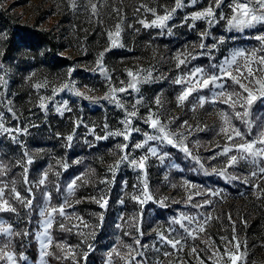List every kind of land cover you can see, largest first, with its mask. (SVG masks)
I'll list each match as a JSON object with an SVG mask.
<instances>
[{"label":"rangeland","instance_id":"374dc122","mask_svg":"<svg viewBox=\"0 0 264 264\" xmlns=\"http://www.w3.org/2000/svg\"><path fill=\"white\" fill-rule=\"evenodd\" d=\"M92 2L98 5V16H92L90 8L85 7L88 0H78V7L75 10L68 6V0H0V9L13 15L18 22L36 25L54 34L60 45L57 54L66 59L64 65L50 68L40 56H36L28 49L7 55L3 47V39H0V53H2L0 55V77L3 78V81H0V113L3 114L0 123L9 129L27 128V133L0 132V139L20 147L21 152L12 167L15 172L23 176V168L19 164L26 161L27 157L24 153L27 152L33 160L31 165H26L29 168V180L35 183L49 167H51L49 174L53 175V180L48 176L45 186L33 187L36 200H33L32 210L36 208V218L28 232L32 234L36 243L37 258L32 259L23 252L22 254L27 257L24 264H41V246L36 239V234L44 230L41 223L44 218L39 215L40 209L44 208L47 203L43 193L50 192L52 197L50 205L58 207L68 195L67 184L78 175L86 181L84 193L88 200L94 205L97 203L91 199L92 197L98 199L104 196L108 200V206L102 212V222H107L108 225V236L102 240V244L92 242L95 239L88 235L96 233L95 222L81 216L76 210L75 201L81 200L76 198V190L73 196L68 197L74 206L68 208L67 211L83 217L90 227L85 228L81 225L79 228H73L74 233L78 235L80 232L84 233L80 235L83 238L79 244L68 243L65 239L58 243L73 246L77 254L76 259L80 256L83 259L85 252L88 255L94 251L93 257L98 256L96 264L100 262L109 264V252L117 249L119 255L115 253L112 255V264H125V260L121 257H126L129 249L124 245H132L135 249L132 255H135L136 251L144 253L143 257H136V260L142 261V264H180V261L184 264H198L195 256L189 255L191 247L215 249L219 246L222 252L225 242L220 237H227L231 240L234 234L232 222H235V235L241 242L242 250L244 243L247 244V255L241 264H264V192L253 186L259 183L264 189V181L252 178L249 183H244V177L255 168L243 162L238 168L227 170L230 175L239 176L238 180L228 181L212 172L213 168H223L227 160L226 156L219 155L227 141L222 135H218L221 121L217 113L219 110H230L226 105L218 103L206 104L203 108H196L193 111V106L197 103V95L210 96L211 93L208 90L198 94L194 93L183 105H178L176 98L181 92V86L173 83L183 72L194 67L209 69L210 63L221 62L224 57L229 56L236 49L258 47V42L253 37L264 32V25H256L254 28L243 31L235 29L229 31L226 20L218 19V22L211 26L203 20L186 21L185 18L193 12L207 7L210 0H198L195 5L191 4V0H184L185 7L173 14L172 19L168 21L167 28H144L139 21L150 22L154 16L144 9L138 12L137 9L141 5L153 8L157 14L163 15L165 9L171 10L174 7V0H92ZM211 2L214 3V0ZM228 3L230 0H224L222 6L216 9L217 17L220 13L231 15V10L227 7ZM114 8L120 9L119 13L113 11ZM117 24L121 25L119 42L124 47L113 48L104 57V65L112 77V84L116 87H126L131 79L127 76V70H132L134 73L145 70L141 73L142 75L151 71L153 78L139 85V93L129 89L126 93L117 94L125 103L128 111L132 110L131 105L136 99L142 97V103L137 106V117L129 118L132 120V128H139L140 131H132L128 141H125L122 136H109L108 139L97 141L96 135L123 131L125 127L121 124L126 115L125 110L102 99L109 90V84L103 75L93 71L96 68L99 53L110 46L108 32L114 33ZM205 30L210 32V35L203 41L206 45H212L220 37L225 38L224 43L211 52L215 60H210L208 55L201 54L207 53V48L201 50L198 47L201 43L200 33ZM184 51H191L196 58L189 61L187 68L182 66L177 69L175 57ZM70 69L73 71L69 74ZM120 81L125 83L122 85ZM37 84L41 87L37 88ZM65 84L68 88L60 90ZM89 88L93 91L89 92ZM53 89L57 90L55 94ZM74 90L84 92L96 99L76 96ZM158 95L161 98L162 107H157L154 102ZM41 97L44 98L46 109L39 106ZM65 102L71 111H64ZM9 107L12 112L8 111ZM57 107L61 108L63 114L56 111ZM149 108L159 115L163 123L168 124L170 131L185 134L187 137L185 144L192 155L199 158V164L180 151L178 147H172L159 141H149L144 148L134 149L135 143L144 141V133L155 134L148 124L144 123L149 114ZM261 114H264V102L257 101L253 106V116ZM185 120L193 126L191 134L181 127ZM77 121L83 123L75 128L74 122ZM234 123L244 130V125L239 121H234ZM105 124L108 125L107 129L104 128ZM197 125L204 130H196ZM37 132L48 134L57 143L43 147L26 141ZM69 134L74 135L70 147L66 140ZM255 134L256 129L254 128L251 138H254ZM13 137L16 139L14 140ZM123 144L129 146L124 152L117 147ZM148 147L157 148L158 154L166 152L168 155L161 161L158 157L146 152ZM126 153L130 155V158L137 160L141 156L148 155L144 171L124 162L120 164L113 178L109 166L115 165L116 161ZM214 156L215 159L212 158ZM178 157H181V161L188 162L189 166L182 164ZM76 161L80 162L76 163ZM64 163L68 164L67 169L63 167ZM0 165L6 166L2 163L1 153ZM6 167L7 174L0 176V180L6 183L15 180L16 187L20 191L17 176L14 175L11 178L10 168ZM191 175L196 179L191 178ZM128 179L133 180L129 197L132 205L127 211L128 214L124 216L125 202L121 204L119 201L127 195ZM201 179H203L202 182ZM145 180L153 200L141 205L131 197L141 195ZM185 180L196 187L186 190L182 187ZM101 181H107V183H101ZM51 185L55 186V193L60 197V201L54 200L49 190ZM57 186L59 191H57ZM197 190L203 193L214 190L219 195H194L192 202L188 203L187 196ZM253 198L259 199L255 207L250 204ZM111 199L114 202L110 203ZM141 199H143L142 196ZM206 199L212 201L210 207H192V204L202 203ZM161 200L164 201V206L159 203ZM163 209H167L165 213ZM106 212H109L112 217L104 221ZM182 213L187 215L210 213L212 220L206 225V231L199 234L198 239L189 240L183 251H177L162 244L158 234L163 232L168 235L170 228H176L177 232L182 235L183 230L179 228V225L171 224V220L179 218ZM229 214L231 221L228 219ZM90 215H94L92 216L94 218L99 217L100 214L92 211ZM256 215L258 216L257 221H255ZM56 218L62 220L58 215H55ZM0 220L13 225L4 213H0ZM63 222L68 226L80 225L77 219ZM117 224L121 227L117 228ZM122 230L125 232L123 233ZM140 232L143 233L142 236ZM3 239L4 237L0 236V241ZM135 239H140L141 245L147 247L134 244ZM89 244L92 245L91 251L88 249ZM76 245L79 247H75ZM50 248L51 246L47 251L50 252ZM157 248L160 249L159 252L156 251ZM65 251H61L60 248L56 249L57 254L63 256ZM164 251H169L172 255L165 257L163 256ZM201 254L204 257L208 256L207 252ZM44 259L46 264H49L48 256ZM22 263L23 261L18 262V264ZM88 263V259L84 260V264ZM207 264H213V261L208 260Z\"/></svg>","mask_w":264,"mask_h":264},{"label":"snow or ice","instance_id":"6c2138e0","mask_svg":"<svg viewBox=\"0 0 264 264\" xmlns=\"http://www.w3.org/2000/svg\"><path fill=\"white\" fill-rule=\"evenodd\" d=\"M224 0H214V3L211 2L207 7L203 8L200 11L193 12L190 16L186 17L185 20L195 21H206L210 26L214 25L219 20H226L228 30L233 29L238 31H243L245 29L254 28L256 25H264V0H230L227 7L231 10V15H225L223 13L219 14L217 17L216 9H219ZM198 3V0H191V4L195 5ZM68 6L73 10L78 7V0H68ZM86 8H90L92 16H98V5L93 3L92 0H88V4L85 5ZM185 7L184 0H174V7L171 10L165 9L163 15L157 14L156 10L149 8L146 5H141L137 9L139 12L141 9L151 12L154 16L150 22L146 20H140L139 23L144 28L156 27L160 29H165L168 27V21L172 19L173 14ZM113 11L119 13L120 9L114 8ZM193 27L195 24L193 23ZM121 35V25L117 24L115 26V32H108V38L110 41V46L104 51L100 52L96 60V68L93 71L99 72L103 75L106 81L109 84V90L105 93L102 99L114 103L116 107L125 110V118L121 121L123 124V131L109 132L107 135H96L95 139L97 141L102 139H108L109 136H122L125 141L129 140L132 131L139 132V128H132V120L129 119L135 118L138 115V105L142 103V97L137 98L135 103L131 105L132 110L128 111L126 109L125 103L117 95L118 93H126L131 89L136 93L140 92L139 85L148 82L152 79V72L147 71L145 75L141 73L145 70H139L133 72L132 70H127V76L131 79L128 81L126 87H116L112 84V77L108 74V70L104 65V57L107 52H110L113 48L124 47L122 43L119 42V37ZM210 35V32L205 30L200 33L201 43L198 45L199 49L203 50L208 49L207 53H201L202 55H208L210 60H215V57L211 56V52L214 49L218 48V45L224 43V37H220L212 45H206L203 41L206 37ZM115 37V38H114ZM6 37L0 36V39H5ZM258 42V47H252L249 49H236L232 51L229 56L224 57V59L219 63H210L209 69L204 67H194L182 73L178 76L173 83L181 86V92L177 96L178 105H183L189 97L193 96L194 93H200L204 90H208L211 93L208 95H197V103L193 106V111L196 108H203L206 104H223L226 105L230 111L219 110L217 115L221 121V126L219 128L218 135H222L227 141V144L223 147L222 152L219 155H224L227 157L225 166L221 169L213 168L212 172L218 176L223 177L225 180L233 181L240 179L239 176L230 175L228 173V168H238L243 162L244 164H251L255 170L249 172L244 177V183H249L252 178H256L259 181H264V114L253 116V106L257 101L264 102V32H260L253 37ZM193 47H196L193 45ZM2 55V53H0ZM196 56L193 55L191 51H184L178 53L175 57L177 63V69H180L182 66L187 68V65L191 59H195ZM73 71L69 70V74ZM0 81H3V78L0 77ZM6 84V81L4 82ZM123 85L125 82L120 81ZM37 88L41 87L40 84L36 85ZM68 85L65 84L60 90L67 89ZM57 90L53 89L55 94ZM88 91H93V89H88ZM76 96H81L84 99H96L95 97H90L86 93L79 90H74ZM40 108L46 109V104L44 103V98L41 97ZM155 104L157 107H162L160 96L155 97ZM64 111H71L67 106V102L63 105ZM9 112H12V109L9 107ZM56 111L61 112V108L57 107ZM3 119V114L0 113V120ZM234 121H239L244 125V130L237 127ZM82 121L74 122V127L78 128L82 124ZM144 123L153 130L155 134L144 133L145 139L143 142H137L133 145L134 149H142L149 141H159L160 143H166L172 147H178L180 151H183L186 155L190 156L197 164L200 163L198 157L193 156L190 152L185 140L187 137L183 132H172L168 129V124L163 123L158 114H155L151 108H149V114L145 118ZM171 123V122H169ZM182 128H185L189 134L193 129V126L188 123L187 120L183 121L181 124ZM196 130L203 131L204 129L200 128L199 125L195 126ZM206 127V126H205ZM104 128L107 129L108 125L105 124ZM256 129V134L253 137V129ZM24 132L27 133V128H15L9 129L6 128L3 123H0V132ZM94 132V130H93ZM15 140L16 137H13ZM74 139L73 134H69L66 137L68 146H71V142ZM18 142V141H17ZM91 146V145H90ZM118 148L122 152L128 149L127 144L118 145ZM147 153H150L152 156L158 157L161 161L168 155V153L158 154L157 148L148 147L146 149ZM27 157L26 161L19 164L23 168V185L27 186L25 188L26 195H22L16 187V181L11 180L9 182H4L0 180V213H14L19 216V212L15 204L22 205L26 209H31L33 206V187L45 186L48 182L49 172L51 167L47 171L42 173L41 178L33 183L29 180L28 172L29 168L26 165H31L33 163L32 158L28 155L27 152L24 153ZM148 155L141 156L139 160L135 158H130L129 154H124L116 161L115 165L109 166V171L115 177L116 171L119 170L120 164L127 162L134 168H139L141 171L145 169V161L148 160ZM215 159V156L212 157ZM80 161H76L79 163ZM63 167L67 169L68 164L64 163ZM175 167V165H174ZM203 167V165H201ZM7 167L0 165V176L7 174ZM86 183L83 180L82 176H76L67 184V197L62 204L57 206H51V193L44 192V198L46 200V205L44 208L40 209L39 215L44 219L41 221L43 226V232L36 234V239L39 241L41 246V264H46L45 257L51 255L47 249L53 244L52 236L50 234V229L53 228V223L55 220V215H58L62 218L59 222V227L61 230L71 232L73 228H79L81 225L85 228L90 227L87 222L84 221V218L77 216L75 213H69L68 208L73 207V203L68 199L76 192V189L81 186V183ZM101 183H107V181H101ZM127 183L126 181L124 182ZM261 192H264V189L260 187L259 183L253 185ZM176 187V185H172ZM182 187L185 189L195 188V185H191L189 181L185 180L182 184ZM57 191L59 187L57 186ZM219 195L218 192L214 190H208L207 193H203L199 190L191 192L187 196V202L191 203L194 195ZM141 196L143 199H141ZM137 203L143 205L148 201L153 200V196L149 192L147 181H143V191L141 195L131 197ZM95 203H97L101 209H106L108 206V200L101 196L100 198L92 197L91 198ZM167 199V198H165ZM80 200H76L75 203H80ZM119 203L123 204L124 200H120ZM161 206H164V201L159 202ZM212 205L211 200H204L202 203L192 204L194 208L210 207ZM55 214V215H54ZM72 219H77L80 221V225H66L63 221H71ZM228 219L231 221V215L229 214ZM99 220L103 221V213L100 214ZM212 216L210 213L204 214L200 213L199 215H187L181 214L179 218H173L171 224L179 225V228L183 230L181 235L177 232L176 228H170V233L165 235L163 232L159 233V239L162 244L169 246L171 249L177 251H183L185 245L189 240L195 241L199 238V234L206 231V225L210 223ZM185 221L187 223H185ZM246 223V222H245ZM121 225L117 224V228H120ZM233 236L231 240L227 237H220L224 241L223 251L221 252L220 247L217 246L215 249L210 247L204 249H198L196 246H192L189 252V255L195 256L198 261V264H207L208 260H212L213 264H241L244 261L247 255V244L246 242L242 245L241 242L237 239L235 235V222H232ZM139 231V229H138ZM171 233H176L172 235ZM30 233L25 230L23 232L14 230L12 224H8L0 220V236H3L4 239L0 241V264H18L19 261L27 260V257L22 253L17 256L14 251L15 245L13 243V237H27ZM84 235L83 232L79 233ZM128 234V233H126ZM94 237V233H92ZM142 236L143 233L140 232ZM134 244L140 245L141 247H147L146 245H141L140 239H135ZM56 247L60 248L61 251H65L63 259H72L76 261V264H79L77 261V254L73 250V246H66L63 244H57ZM75 247H79L76 245ZM129 249V253L126 254V257H121L125 260V264H142V261H137L136 257H143L144 253L136 251L135 255H132V252L135 251L132 245H124ZM155 248V245H153ZM89 251L92 249V245H88ZM157 252L160 249H156ZM202 252H207L208 256H202ZM119 255L117 249H113L109 252V264H112L111 257L113 254ZM172 253L169 251H164L163 256L169 257ZM83 259H87V252L84 253ZM180 264H184L183 261H180Z\"/></svg>","mask_w":264,"mask_h":264},{"label":"trees","instance_id":"16d2710c","mask_svg":"<svg viewBox=\"0 0 264 264\" xmlns=\"http://www.w3.org/2000/svg\"><path fill=\"white\" fill-rule=\"evenodd\" d=\"M0 35H3L6 37L3 39V47L5 49V53L7 55H11L14 52L22 51V50H30L32 53H34L36 56H40L44 61L45 64L48 65L50 68L59 67L60 65H64L66 62V59L63 57L58 56L57 53H59V40L57 37L52 34L49 30H45L42 28L37 27L36 25H29L25 23L18 22L14 18L13 15L3 11L0 9ZM26 141L34 142L38 146L43 147H49L50 145H55L57 143L56 140H54L52 137L48 136V134L44 132H37L32 135L31 138H27ZM174 150V149H171ZM77 151V150H75ZM21 150L20 147L17 145L10 144L6 140L0 139V153H1V159L2 163L6 164V166H9L10 168V177L13 178L14 175L17 176L18 183L20 185V191L22 195H26L25 188L26 186L23 185L22 179L23 176L21 174H18L13 170V166L16 163V158L18 154H20ZM78 154V152H76ZM181 158V157H180ZM178 157V160L181 161ZM182 164H184L186 167H188V162L181 161ZM16 169V167H15ZM8 175V176H9ZM192 176V175H191ZM49 178L53 180L52 173L49 174ZM191 178L196 179V177L192 176ZM198 180V179H197ZM201 182L203 179L200 180ZM133 180L128 179V186L126 188V196L123 197V200L125 202V215L128 213V209L131 207L132 203L130 200V193L132 189ZM85 185L82 183L80 187H78L77 190V196L76 198L81 199L80 203L76 205V210L78 213L87 218L89 221L95 222V234L94 237L92 234L88 235L95 239V242L97 244H102V240L104 238H107L108 236V225L107 222H101L99 220V217H94V215H90L93 212H98L101 214L103 212V209L100 208L99 205H94L92 201L88 200L85 197L84 193ZM49 190L52 192V195L54 197V200L60 201V197L56 195L55 186L51 185L49 187ZM58 196V197H56ZM116 200V198H113ZM113 199L110 200L113 201ZM36 198H34V201ZM259 199H251V205L255 207L258 204ZM17 207V210L19 212V216H17L14 213H4L8 219H10L13 222L14 230L23 232L25 230H31V225L35 221L36 218V208L34 210L26 209L22 205L15 204ZM92 210V211H91ZM165 210L163 209V213H165ZM162 213V218L164 217ZM100 216V215H99ZM112 216L109 214V212L105 213L104 221L106 219L111 218ZM258 216L256 215L255 221H257ZM59 220L58 218L55 219L53 223V228L51 230L53 235V244L50 248L51 255L48 256L49 264H76V261H73L72 259H63L62 254H57L56 245L59 242H62L63 239L67 240L68 243H80L82 238L77 233H74L72 230L71 232L61 230L59 227ZM124 233L125 231L122 230ZM90 237V238H91ZM13 243L15 245V251L16 254L19 256L21 253L25 252L27 256H29L32 259L37 258V246L35 241L33 240L32 234L28 235L27 237H13ZM97 247V246H96ZM100 248V246H99ZM98 248V249H99ZM97 249V250H98ZM94 256V251L89 253L87 255V259L89 261L88 264H96L98 262V256ZM77 261H79V264H84V260L81 259V256L78 257ZM24 264V261L23 263ZM101 264V262H100Z\"/></svg>","mask_w":264,"mask_h":264}]
</instances>
